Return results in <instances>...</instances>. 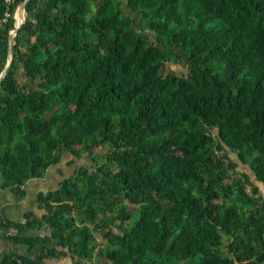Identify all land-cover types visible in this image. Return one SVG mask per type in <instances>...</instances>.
Listing matches in <instances>:
<instances>
[{
	"label": "trees",
	"instance_id": "trees-1",
	"mask_svg": "<svg viewBox=\"0 0 264 264\" xmlns=\"http://www.w3.org/2000/svg\"><path fill=\"white\" fill-rule=\"evenodd\" d=\"M23 1L0 0L5 51ZM121 3L25 2L0 80L1 184L22 195L63 152L105 151L38 193L42 215L7 236L26 252L0 264H264V196L238 169L264 184V0H124L138 27Z\"/></svg>",
	"mask_w": 264,
	"mask_h": 264
},
{
	"label": "crops",
	"instance_id": "crops-1",
	"mask_svg": "<svg viewBox=\"0 0 264 264\" xmlns=\"http://www.w3.org/2000/svg\"><path fill=\"white\" fill-rule=\"evenodd\" d=\"M25 11V10H24ZM15 12V11H14ZM22 18V16H19ZM18 24L17 18L13 22V28ZM11 41L8 39V49L13 40V36L16 34H11ZM8 55V50L5 51L0 47V67L6 64ZM24 71L22 67H19L15 71V77L20 85L29 87V85L23 84L20 79V75ZM64 178L63 174L59 170L57 172H50L48 168L45 175L41 178H31L28 179L24 185V193L22 195L15 194L10 187L3 186L0 180V263L4 256L10 255H21L26 252V246L22 243L13 242L7 238L8 235L16 233V229L12 226L14 224L24 223L27 215H34L40 217L43 210L38 207L37 195L38 193H44L48 190H52L57 187L58 183ZM2 222V224H1ZM30 233H35V231H29ZM40 234H46L48 230L41 228L38 230ZM43 261L47 264H71V258L69 255L57 254L53 257H43ZM6 264H9L7 262Z\"/></svg>",
	"mask_w": 264,
	"mask_h": 264
},
{
	"label": "rangeland",
	"instance_id": "rangeland-1",
	"mask_svg": "<svg viewBox=\"0 0 264 264\" xmlns=\"http://www.w3.org/2000/svg\"><path fill=\"white\" fill-rule=\"evenodd\" d=\"M121 1H122V3H121L122 10L125 13L129 14L134 19L135 25L138 27L139 26V19H138V16L136 15L137 13H134L133 11L129 10L125 6V4L123 3L124 0H121ZM20 5H18L16 7L15 12L13 14V18L15 16V19H16V15L18 13V8H19ZM41 7H42V1H40L39 4L37 5V8H41ZM24 10L25 9H23V11H22V18H21L22 21H24L25 19L33 17V12L32 13H27ZM17 21H18V19H17ZM149 33H150V31L147 30V29L143 31V34L148 38V40L153 41L154 38ZM7 50H8V48H7ZM8 53L11 54V49L8 51ZM7 57H8V55H7ZM7 61H8V59L6 60V63H7ZM166 67H167V69L175 71L177 73L183 72L184 69H185V66L183 64H181V63H167ZM2 70L3 69H1L0 72ZM23 71H24V75H25L24 78L22 77L23 76V72L20 75V79L22 80V83L26 84V85H29V87L25 86L27 89L34 88L35 84L38 81V79L32 80L29 76L26 75L24 69H23ZM66 103L69 104L68 102H66ZM104 151H105V147H100L99 146V147L94 148L90 155L82 154V155H79V156H74V155H72L69 152H63L60 162L58 164H56V165H52V166L49 167L50 172L51 173L52 172H57V170H59L61 172V174H63V176L66 177V176H69L70 174H72L74 172L75 168H79V167H82V166H87V167L92 168V160L96 159L97 161H100L101 160V156L104 153ZM230 155H231V157L233 159L236 160L235 156H233L232 154H230ZM238 169L249 173L252 183H254L259 188V191L264 196V184H260L257 180L254 179V177L249 172L248 166L245 165V164L240 163ZM245 188L247 190L249 189L248 186H245ZM125 203L127 204V209H126L127 211L134 209V205L133 204L128 203L127 201H125ZM95 237H96L95 243L97 242L98 244H101L103 242L102 238L100 237V235L98 233H96V232H95Z\"/></svg>",
	"mask_w": 264,
	"mask_h": 264
},
{
	"label": "water",
	"instance_id": "water-1",
	"mask_svg": "<svg viewBox=\"0 0 264 264\" xmlns=\"http://www.w3.org/2000/svg\"><path fill=\"white\" fill-rule=\"evenodd\" d=\"M25 2H26V0H24V1L21 3V5L19 6V8H18V13H17V15H16V18L18 19V24L12 29V33H11V34H15L16 30L19 28V26H20L21 23L23 22L22 19L19 20V16H22V11H23V9H24ZM9 40L11 41V37L9 38ZM8 51H9V49H8ZM11 58H12V57H11V54L8 53V57H7L8 61H7L6 65H5V67L3 68V70L0 72V80L2 79V77H3V76L5 75V73L7 72V69H8V67H9V64H10Z\"/></svg>",
	"mask_w": 264,
	"mask_h": 264
},
{
	"label": "built area",
	"instance_id": "built-area-1",
	"mask_svg": "<svg viewBox=\"0 0 264 264\" xmlns=\"http://www.w3.org/2000/svg\"><path fill=\"white\" fill-rule=\"evenodd\" d=\"M8 15V12L5 13V16L0 19V24L6 20V17ZM16 264H25L20 258L14 257Z\"/></svg>",
	"mask_w": 264,
	"mask_h": 264
},
{
	"label": "bare ground",
	"instance_id": "bare-ground-1",
	"mask_svg": "<svg viewBox=\"0 0 264 264\" xmlns=\"http://www.w3.org/2000/svg\"><path fill=\"white\" fill-rule=\"evenodd\" d=\"M21 18L19 17V20H20ZM54 249V248H53Z\"/></svg>",
	"mask_w": 264,
	"mask_h": 264
}]
</instances>
